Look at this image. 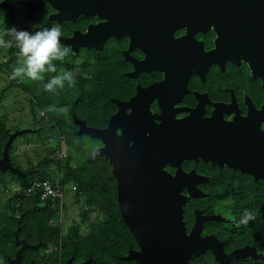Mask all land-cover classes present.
<instances>
[{"label":"water","instance_id":"obj_1","mask_svg":"<svg viewBox=\"0 0 264 264\" xmlns=\"http://www.w3.org/2000/svg\"><path fill=\"white\" fill-rule=\"evenodd\" d=\"M16 3L27 11V18L35 13L46 15V8H50L53 13L48 20L54 23L72 22L89 15L106 16L108 22L94 26L92 33L89 27L84 34L75 32L68 39H60L61 44L69 46L74 53L79 48H99L107 36H116L120 16L126 19L135 15V22L129 24L126 21L123 31H134V24L139 34L149 41L161 43L172 38L176 27L192 31L212 27L220 44L230 47L231 42V47L245 58L241 60L249 62L252 73L264 68V0H5L0 7L7 10L10 21L15 17ZM248 57L252 60L246 59ZM230 60L233 63L238 61ZM118 117L119 112L109 119L104 130L88 127L75 117L72 119L77 126L75 136L102 144L93 149L91 155L108 163L116 181V203L121 221L137 247V250L130 248L121 261L191 264L206 252L219 264H229L245 257L264 261V252H256L253 246L225 253L216 238H202V224L216 219L202 216L200 211H194V224L187 232L183 219L184 204L188 198H202L204 194L194 190L200 178L181 170L184 160H201L246 174L255 182H264V132L242 119L234 123L236 131L233 134L221 135L216 141L190 126L188 120L195 118L190 115L184 119L188 126L182 120H171L169 125L150 126V136L137 139L134 136L121 137L123 134L117 136ZM29 132L30 129L15 130L9 135L0 159L1 172L10 171L25 177L12 167L9 151L16 137ZM166 166L174 172L168 173ZM185 188L187 191L183 195ZM14 235L17 239L16 233ZM90 261L91 258L81 264Z\"/></svg>","mask_w":264,"mask_h":264},{"label":"flooded vegetation","instance_id":"obj_2","mask_svg":"<svg viewBox=\"0 0 264 264\" xmlns=\"http://www.w3.org/2000/svg\"><path fill=\"white\" fill-rule=\"evenodd\" d=\"M21 9L22 12L15 10L14 19L10 21L8 18L7 22L12 24L21 18L26 21L28 25L26 28L29 29L33 23L48 27L55 24L61 29L60 39H68L75 32L84 34L89 27L92 33L94 26L108 22L106 16L99 18L89 15L78 17L72 22L54 23L48 20V16L53 13L48 7L46 15L35 13L30 18L26 16L27 11L22 7ZM120 17L118 19L120 28L116 36H107L99 48L90 46L79 48L75 53L73 49L66 46L70 51L60 60V63H64L68 67L67 69H73L74 81L81 76L88 80L90 70L96 67L101 68L100 94L106 101L102 111L103 122L99 127L90 125L88 127L104 130L109 119L119 112V117L116 120L118 137L123 134L121 137L147 138L151 133L150 126L158 128L160 125H169L171 120L176 122L182 120L188 126L184 119L190 115L195 117L188 120L190 126H195L203 134H209L216 141L221 138V135L233 134L236 131L234 123L238 120L242 121V119L254 124L259 131L264 132V68L252 73L248 66L249 62L241 60L245 58H241L240 53L231 47V42L230 47L220 44L218 35L212 27L195 31L187 30L185 27H176L172 38L160 43L149 41L139 34L138 28L134 24V31L130 33L123 31L127 26L126 21L132 24L137 17L135 15L128 16L126 19L123 16ZM113 21L114 26L116 25L118 28V24L115 20ZM7 25L8 23L0 22V31L3 32ZM14 55H10L9 64L12 59L15 60L16 56ZM230 59H238V61L233 63ZM246 59L252 60L250 57ZM5 63H7L6 60ZM81 64L84 67L82 72L78 68L81 67ZM76 69L79 71L78 74ZM53 74L46 73V80ZM88 81L85 83L87 88H89ZM34 84L36 88L38 87V91L43 90L41 81H35ZM0 91L2 90L0 89ZM38 106H40L39 102ZM72 117L75 116L72 115L70 121L75 126L74 132H76L77 126L73 123ZM84 122L87 125V122ZM4 132H6L7 141L12 132L5 127ZM91 141L98 144L91 150L102 146L97 141ZM5 142L0 145V159ZM9 160L12 167L20 170L26 178L27 171H23L13 161L11 148ZM102 161L104 160L102 159ZM165 170L168 173L174 172L168 166L165 167ZM181 170L186 174L192 172L200 178L194 190L204 194L202 198H188L184 204L183 219L187 232L194 224V211L197 210L202 213V216H213L216 219L202 224L200 231L202 238L208 236L216 238L222 244L225 253L252 246L247 244L230 251L224 248L221 239H225L224 235L229 231L226 229L233 225L229 222L231 208L229 205L221 206L224 199L214 201L213 195L212 199L210 195L212 192L231 190L234 184L238 183L235 177L247 176L252 180L251 177L227 169L226 166L220 168L218 165L201 160H184L181 163ZM17 178L24 179L10 171H0V196L9 195L7 187L10 186L13 179ZM22 190L21 188L16 195L20 192L23 195L24 190ZM186 191V188L183 189L182 194L185 195ZM27 220L25 213L20 209L18 199H8L7 197L0 200V264H66L67 261H70V264H81L91 258L77 257L73 253L74 251L65 255L60 245H44L43 242L37 241L42 231H36L32 236L30 232H27ZM51 220L49 219L47 222L48 228L55 225ZM36 223V229L41 230L39 221ZM80 232L82 231L80 230ZM14 233H16L17 239ZM28 234L36 241H32ZM22 242L25 244L22 245ZM133 250H137V247L135 246ZM207 253L210 254L209 252L205 254ZM123 257H118V259ZM92 263L93 259L91 258L88 264Z\"/></svg>","mask_w":264,"mask_h":264},{"label":"trees","instance_id":"obj_3","mask_svg":"<svg viewBox=\"0 0 264 264\" xmlns=\"http://www.w3.org/2000/svg\"><path fill=\"white\" fill-rule=\"evenodd\" d=\"M7 23L11 24L10 22ZM53 63L56 64L57 71L52 76L59 75L64 70L73 72L72 68L67 69L68 67H66L64 63H60V61H53ZM78 68H80L82 72L84 67L81 64V67ZM100 73L101 68L96 67L89 71V81L81 76L78 78L79 81L76 80L72 87H68L67 82H65L64 88L57 87L52 92H46L43 89L38 93L40 96L38 101L40 106L52 105L53 100L56 99L55 106L58 113L56 116L52 117V120L54 119L55 122L54 129L60 135L70 138L69 140L67 139L70 143L71 140L72 142L79 140V144L77 146L75 145L76 151L78 152L83 144L82 139L87 138H76V136L72 134L76 128L70 121V118L73 115L79 120L86 121L87 126H101V122H103L102 111L104 108L103 106L106 105V101L102 99L100 94ZM52 76H50L45 83H47ZM87 81L89 83V88H87L85 84ZM47 93L49 95L45 98ZM33 98L35 99L36 97L33 96ZM61 112L66 113V115H62ZM41 127L44 126L42 125ZM0 129L2 131L0 133V145H2L6 141V132H4L3 126ZM91 149L92 148L85 153L87 158L83 165L77 168H73L70 165L71 155L66 153L64 159L61 157V159L56 161L45 162L46 165H43L44 163L39 165L41 177L36 178L33 177V175H30V177L29 173H27L26 178L18 179L21 181L20 186L24 190L34 181H51L49 178L51 169L61 171L63 174L60 183L61 186L67 183L75 184L76 198L79 199V195L83 194L86 206H88V204L95 206L97 211L100 212L99 214H102V218L93 228L84 230L82 228L83 224L75 225L73 229L63 234L59 226L47 227L49 219H56L59 217V207L56 203L51 201L41 203L38 192L31 197H24L22 192H20L18 195H14L12 199H18L20 201V209L25 213L28 219L27 232H30L31 235L34 236L36 231H42L37 241L43 242L44 245H60L65 255H69L74 251L73 253L77 257H91L93 259L92 264H133L118 259V257L125 256L130 248L134 249L136 244L120 219L116 203L115 180L111 175L110 167L106 162L102 161L101 158L90 155ZM83 174L86 175L83 176ZM235 178L238 183H235L231 190L210 193L211 199L213 195L214 201L221 199L229 200V207L231 208L230 215L234 217L232 227L226 229L229 231L224 235L225 239H221V241L227 251L249 244L252 245L256 251L264 252V182H253L247 176ZM245 209L259 211L261 215L255 223L249 222L247 226L238 223ZM82 215L83 217L87 216L83 213L80 215V219ZM36 221H39L42 227L41 230L36 229ZM107 221L110 222L109 225L112 227L109 232H107ZM116 221H118V223ZM82 229L84 230L83 234L80 232ZM31 235L28 234V236L32 238L31 240L36 241ZM248 258L236 260L229 264H264V261H254ZM191 264L219 263L215 262L212 256L207 253L195 258L191 261Z\"/></svg>","mask_w":264,"mask_h":264},{"label":"rangeland","instance_id":"obj_4","mask_svg":"<svg viewBox=\"0 0 264 264\" xmlns=\"http://www.w3.org/2000/svg\"><path fill=\"white\" fill-rule=\"evenodd\" d=\"M12 24H15L17 28H26L28 26L26 21L21 18ZM14 54H17L15 48H9L8 51V48L0 47V89L2 90L0 91V125L4 126L5 129H9L10 132L25 129H30L31 132L18 136L13 142L11 147L13 161L17 163L23 171H27L29 176L33 175V177L36 178L42 176L41 171H39V165L43 163V165H46L45 162L56 161L61 159V157L64 159L66 153L71 155L70 165L73 168L83 165L87 158L85 154L87 150L98 144L89 139H82L83 144L78 152L76 151L75 145L77 146L79 144V140H75L74 142L71 140L70 143L67 141V139L69 140L70 138L60 135L54 129L55 122L54 119L52 120V117L56 116L58 113L55 106L56 99L53 100L52 105H47L48 107L38 106V101L40 99L38 93L41 91H38V87L36 88L34 84L35 81L25 76L14 75L13 69L20 66L19 63L21 64L22 59L19 55ZM10 55L16 56L15 60L12 59L11 64H9ZM5 60L7 63H5ZM76 73H79L77 69ZM45 74L44 81L41 82L42 85L46 82ZM47 95L49 94L47 93L45 98ZM33 96L36 98L34 99ZM61 114L64 116L66 115V113L62 112ZM42 125L44 127H41ZM72 134L74 135L75 132ZM85 175L86 174H83V176ZM62 176L63 174L61 171L51 169L49 178L54 185H61ZM82 179L84 180L83 177ZM20 184L21 181L18 178L13 179L10 186L7 187L9 195L3 194V196H0V200L7 197L11 199L21 190ZM63 186L65 190V197L62 205L63 209L61 213H59L58 218L51 220L53 224L59 226L63 234L73 229L75 225L83 224L82 228L84 230L96 226L98 221L102 218V214H99L100 212L97 211L95 206L89 204L86 206L83 194L80 193L79 199L76 198L75 191L73 190L75 184L67 183ZM229 202V200H224L221 206H230ZM83 213L87 216L83 217L82 215L80 219V215ZM233 218V216H229L230 224L233 222ZM116 222L118 223V221ZM109 224L110 222L107 221V232L111 231L112 228ZM83 229L81 230V234H83Z\"/></svg>","mask_w":264,"mask_h":264},{"label":"clouds","instance_id":"obj_5","mask_svg":"<svg viewBox=\"0 0 264 264\" xmlns=\"http://www.w3.org/2000/svg\"><path fill=\"white\" fill-rule=\"evenodd\" d=\"M5 0H0L3 5ZM21 4L16 3V11L22 12ZM8 13L4 7H0V22L7 23ZM31 29V30H30ZM29 28H17L15 24H8L3 32H0V47L15 48L22 58L21 64L13 69L14 75L25 76L32 81H44L45 73H55L56 64L53 61L62 60L70 51L69 47L61 44V29L58 25L40 26L36 23ZM74 85V74L70 70H64L61 74L52 76L43 84L46 92H52L55 88H64ZM63 111V110H62ZM258 210L245 209L239 220L240 225L247 226L249 222L255 223L260 217Z\"/></svg>","mask_w":264,"mask_h":264},{"label":"built area","instance_id":"obj_6","mask_svg":"<svg viewBox=\"0 0 264 264\" xmlns=\"http://www.w3.org/2000/svg\"><path fill=\"white\" fill-rule=\"evenodd\" d=\"M75 191V187H73ZM39 193L41 203L51 201L59 206V213L62 211V205L65 197L64 186L54 185L51 181H34L23 191L24 197H31L35 193Z\"/></svg>","mask_w":264,"mask_h":264}]
</instances>
